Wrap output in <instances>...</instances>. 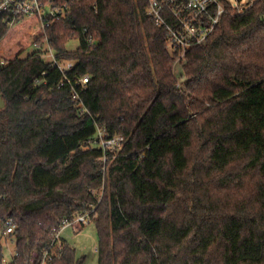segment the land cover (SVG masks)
<instances>
[{
  "label": "trees",
  "instance_id": "trees-1",
  "mask_svg": "<svg viewBox=\"0 0 264 264\" xmlns=\"http://www.w3.org/2000/svg\"><path fill=\"white\" fill-rule=\"evenodd\" d=\"M69 7L44 35L57 59L74 61L71 79L89 75L79 98L37 51L21 57L17 38L0 42L8 264H41L46 250L45 264H82L62 236L60 253L51 242L63 219L90 209L97 264H264V0L223 14L178 75L146 0ZM96 124L122 147L88 145Z\"/></svg>",
  "mask_w": 264,
  "mask_h": 264
},
{
  "label": "built area",
  "instance_id": "built-area-1",
  "mask_svg": "<svg viewBox=\"0 0 264 264\" xmlns=\"http://www.w3.org/2000/svg\"><path fill=\"white\" fill-rule=\"evenodd\" d=\"M258 1L260 0H233L232 2L229 0H146L145 13L152 24L164 32L167 50L182 57L188 50L206 41L223 14L241 13L250 9ZM69 13V0H0V28L6 31L26 28L31 31L28 46H32L33 49L30 52L37 51L42 59L58 69L64 76L59 85L68 83L73 89V97L79 98L78 91L86 87L89 75L71 79L66 71L73 68L74 61L57 59L48 43V38L44 35L47 27ZM86 30L83 29V32L86 33ZM3 37L4 35L0 37V41ZM93 42V37L88 35L87 43ZM75 85H78L80 89L77 90ZM123 141L122 135L109 136L104 127L96 124L94 138L88 141V145L100 146L104 150H114L120 149ZM92 212L93 209L78 212L72 218L61 221L51 242L55 246L52 253H60L59 239L64 229L72 227L74 231H77L74 223L82 226L89 224L93 218ZM14 227L13 220L7 218L0 225V234L9 236ZM48 257L49 251L46 250L43 252L41 264H45Z\"/></svg>",
  "mask_w": 264,
  "mask_h": 264
},
{
  "label": "rangeland",
  "instance_id": "rangeland-1",
  "mask_svg": "<svg viewBox=\"0 0 264 264\" xmlns=\"http://www.w3.org/2000/svg\"><path fill=\"white\" fill-rule=\"evenodd\" d=\"M229 1L232 2L233 0H229ZM30 32L31 31H29L26 28H18V29L16 28V29L6 31V34L4 36L5 40L2 39L4 42L3 44L6 46L10 42H12V40H14L15 42V39L17 38L16 39L17 45H19V47L22 45V48L20 49L22 51L21 57H23L33 49L32 46H28V43L31 37ZM2 40L0 42H2ZM78 46H79V39L70 40L66 44V48L68 50H75L76 48H78ZM2 52H3V49H2ZM174 57L175 58H174L173 68L176 74L178 75L179 74L178 62L180 61V59H182L183 56L180 57V55L175 54ZM115 150H118V149H114L113 151ZM62 236L66 240L67 244L70 247L74 248L76 257H79V258L82 256L85 257L82 264H97L98 254L97 252H95V248L97 247V244H98V238H97L95 224L93 221L83 226L77 232L74 231L72 227H67L62 232ZM0 242L3 248V263L2 264H8L11 261L12 256L14 254L15 238L13 236L11 237L8 235L2 236L0 234Z\"/></svg>",
  "mask_w": 264,
  "mask_h": 264
},
{
  "label": "water",
  "instance_id": "water-1",
  "mask_svg": "<svg viewBox=\"0 0 264 264\" xmlns=\"http://www.w3.org/2000/svg\"><path fill=\"white\" fill-rule=\"evenodd\" d=\"M3 106H4V101H3V99H2V97H1V95H0V109H1Z\"/></svg>",
  "mask_w": 264,
  "mask_h": 264
},
{
  "label": "crops",
  "instance_id": "crops-1",
  "mask_svg": "<svg viewBox=\"0 0 264 264\" xmlns=\"http://www.w3.org/2000/svg\"><path fill=\"white\" fill-rule=\"evenodd\" d=\"M61 236H62V233H61ZM63 237V236H62ZM64 238V237H63Z\"/></svg>",
  "mask_w": 264,
  "mask_h": 264
}]
</instances>
